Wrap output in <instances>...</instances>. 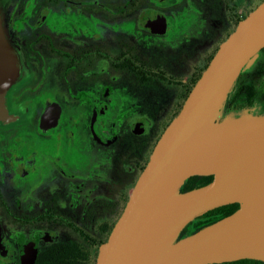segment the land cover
<instances>
[{"label":"flooded vegetation","instance_id":"flooded-vegetation-1","mask_svg":"<svg viewBox=\"0 0 264 264\" xmlns=\"http://www.w3.org/2000/svg\"><path fill=\"white\" fill-rule=\"evenodd\" d=\"M263 1L1 0L27 74L7 98L26 109L0 124V264H95L157 140ZM262 66L247 67L258 95Z\"/></svg>","mask_w":264,"mask_h":264},{"label":"water","instance_id":"water-1","mask_svg":"<svg viewBox=\"0 0 264 264\" xmlns=\"http://www.w3.org/2000/svg\"><path fill=\"white\" fill-rule=\"evenodd\" d=\"M4 24L0 0V124L22 116L7 98L27 74ZM262 48L264 1L216 49L157 140L95 264L264 262V114L219 119L230 86ZM193 174L215 177L182 191ZM230 202L235 212L180 237L193 217Z\"/></svg>","mask_w":264,"mask_h":264},{"label":"trees","instance_id":"trees-1","mask_svg":"<svg viewBox=\"0 0 264 264\" xmlns=\"http://www.w3.org/2000/svg\"><path fill=\"white\" fill-rule=\"evenodd\" d=\"M264 52V48L260 49L257 54H254L246 65L242 68L238 78L234 81L233 85L230 86L229 91L225 97V100L221 106V118H224L228 115H238L240 111L246 109L249 113L254 114H264V85L262 89L259 90V95L257 94V87L259 81L257 77L251 75L250 73L246 74V67L250 66L249 64L253 61L255 56ZM252 64V63H251ZM264 66L261 68L260 74H262ZM259 74V73H258ZM259 78V77H258ZM264 80V79H263ZM261 96L263 97L261 99ZM260 103V104H258ZM215 177L214 174H193L188 177L184 184L182 185L181 190L185 191L193 187H198L204 185L212 180ZM239 207L238 202H230L217 207H213L198 216L193 217L183 231L180 233V237L190 234L192 232H197L202 227L217 221L218 219L229 215L232 212H235ZM109 235V230H108ZM209 264H264L260 259H250V258H240L234 261L228 260L219 263H209Z\"/></svg>","mask_w":264,"mask_h":264},{"label":"rangeland","instance_id":"rangeland-1","mask_svg":"<svg viewBox=\"0 0 264 264\" xmlns=\"http://www.w3.org/2000/svg\"><path fill=\"white\" fill-rule=\"evenodd\" d=\"M255 58H257V56H255L254 59H255ZM254 59H253V60H254ZM251 63H253V61H252ZM251 63H250L249 65H251ZM248 67H249V66H248ZM246 68H247V67H246ZM250 70H252V69H246V70H245V71H246V74H247V73H250V74H251V71H250ZM251 75H252V74H251ZM18 84H19V83H18ZM18 84H17V85H18ZM17 85H16V86H17ZM16 86H15V87H16ZM10 108H11V109H14V110H15V109H20V110H22V113H23V111L26 109V106L23 105V106L16 107V108H14V107H10ZM240 113H248V114H252V113H249L248 111H246V109L243 110V111H240L238 114H240ZM228 116H234V115H228ZM220 118H221V116L219 117V119H220Z\"/></svg>","mask_w":264,"mask_h":264}]
</instances>
